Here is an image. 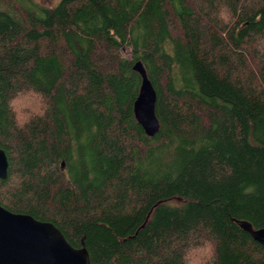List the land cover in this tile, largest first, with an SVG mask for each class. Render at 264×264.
Here are the masks:
<instances>
[{
  "label": "trees",
  "instance_id": "16d2710c",
  "mask_svg": "<svg viewBox=\"0 0 264 264\" xmlns=\"http://www.w3.org/2000/svg\"><path fill=\"white\" fill-rule=\"evenodd\" d=\"M0 149V207L89 264H264V0H0Z\"/></svg>",
  "mask_w": 264,
  "mask_h": 264
},
{
  "label": "water",
  "instance_id": "95a60500",
  "mask_svg": "<svg viewBox=\"0 0 264 264\" xmlns=\"http://www.w3.org/2000/svg\"><path fill=\"white\" fill-rule=\"evenodd\" d=\"M131 69L140 79L132 104L133 117L145 136L151 138L159 129L154 114L155 92L139 61ZM6 171L7 160L0 149V180L6 178ZM235 223L264 248V228L253 229L242 221ZM0 264H89V257L83 246L71 247L52 224L0 207Z\"/></svg>",
  "mask_w": 264,
  "mask_h": 264
},
{
  "label": "rangeland",
  "instance_id": "374dc122",
  "mask_svg": "<svg viewBox=\"0 0 264 264\" xmlns=\"http://www.w3.org/2000/svg\"><path fill=\"white\" fill-rule=\"evenodd\" d=\"M34 3L36 4H39V5H48V4H53L55 3L57 0H32ZM121 55L124 57V58H129V53L128 51L126 50V48H123L121 50ZM23 107H19V109H21Z\"/></svg>",
  "mask_w": 264,
  "mask_h": 264
}]
</instances>
